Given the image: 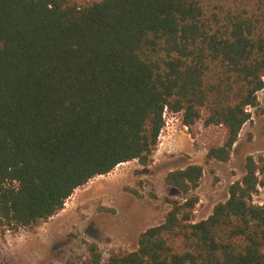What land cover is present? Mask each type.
I'll return each instance as SVG.
<instances>
[{
	"label": "trees",
	"instance_id": "trees-1",
	"mask_svg": "<svg viewBox=\"0 0 264 264\" xmlns=\"http://www.w3.org/2000/svg\"><path fill=\"white\" fill-rule=\"evenodd\" d=\"M264 88V0H0V234L36 230L76 189L149 165L166 112L225 129L228 161ZM257 161L196 221L200 164L167 173L183 199L138 247L82 264H264Z\"/></svg>",
	"mask_w": 264,
	"mask_h": 264
},
{
	"label": "rangeland",
	"instance_id": "rangeland-1",
	"mask_svg": "<svg viewBox=\"0 0 264 264\" xmlns=\"http://www.w3.org/2000/svg\"><path fill=\"white\" fill-rule=\"evenodd\" d=\"M258 100L228 161L206 163L208 148L224 138L223 127H204L202 121L187 127L180 114L166 112L149 165L138 160L122 163L76 189L65 208L36 230L0 234V264H82L90 243L98 246L104 260L114 252L137 249L140 234L164 221L169 201L183 199L179 189L166 184L167 173L189 164L204 167L195 191L199 196L196 221L207 218L215 204L227 200L230 185L244 175L250 155L257 161L261 180L253 200L264 203V88Z\"/></svg>",
	"mask_w": 264,
	"mask_h": 264
}]
</instances>
